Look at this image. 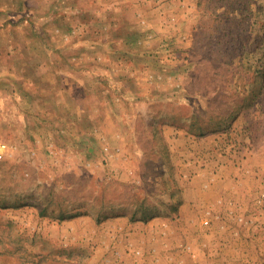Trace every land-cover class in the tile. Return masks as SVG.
Wrapping results in <instances>:
<instances>
[{
	"label": "rangeland",
	"instance_id": "obj_1",
	"mask_svg": "<svg viewBox=\"0 0 264 264\" xmlns=\"http://www.w3.org/2000/svg\"><path fill=\"white\" fill-rule=\"evenodd\" d=\"M0 31V264H264V0H0Z\"/></svg>",
	"mask_w": 264,
	"mask_h": 264
},
{
	"label": "crops",
	"instance_id": "obj_2",
	"mask_svg": "<svg viewBox=\"0 0 264 264\" xmlns=\"http://www.w3.org/2000/svg\"><path fill=\"white\" fill-rule=\"evenodd\" d=\"M13 41H14L13 38L8 37L5 32L0 31V46H2V47H0V50L6 49V52L4 54L5 55L4 58L2 56H0V58H2V59H0V74H1V71H4V74H1L2 76L0 75V78L4 77L5 80H7V78H9V76H6L7 73H9L11 71V70H9V68L13 67L12 64H10V62L8 61V59L14 55L12 53L7 54L8 53L7 50L12 49ZM21 61H22V58L20 60L18 59V62H21ZM9 87H10V85L6 84L4 88L2 87L0 89V103H1L3 98L6 99L7 94L10 92ZM85 131H87L86 126H85Z\"/></svg>",
	"mask_w": 264,
	"mask_h": 264
},
{
	"label": "built area",
	"instance_id": "obj_3",
	"mask_svg": "<svg viewBox=\"0 0 264 264\" xmlns=\"http://www.w3.org/2000/svg\"><path fill=\"white\" fill-rule=\"evenodd\" d=\"M2 156V153L0 152V157Z\"/></svg>",
	"mask_w": 264,
	"mask_h": 264
}]
</instances>
